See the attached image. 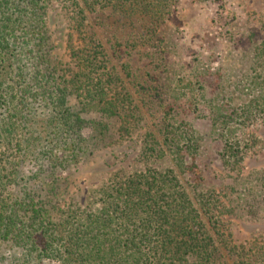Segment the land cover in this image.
I'll use <instances>...</instances> for the list:
<instances>
[{"label":"trees","instance_id":"1","mask_svg":"<svg viewBox=\"0 0 264 264\" xmlns=\"http://www.w3.org/2000/svg\"><path fill=\"white\" fill-rule=\"evenodd\" d=\"M52 1L0 0V264H264V247L218 228L219 215L235 209L264 218V169L240 186L236 206L205 187L195 113L210 112V129H222L225 161H241L224 133L229 120L209 96L204 104L174 93L160 135L146 133L135 162L116 170L86 205L61 209L63 173L103 145L122 144L139 113L127 85L134 74L116 73L101 50L100 14L160 22L166 0H62L85 40L68 69L49 49ZM255 53L264 59V47ZM250 84L257 98L246 118L264 111V74L250 75ZM25 168L15 182L10 175Z\"/></svg>","mask_w":264,"mask_h":264},{"label":"rangeland","instance_id":"2","mask_svg":"<svg viewBox=\"0 0 264 264\" xmlns=\"http://www.w3.org/2000/svg\"><path fill=\"white\" fill-rule=\"evenodd\" d=\"M164 10L166 19L154 23L146 16L100 14L94 29L101 50L116 73L134 74L127 85L139 113L122 144L119 140L103 145L83 166L63 173L66 181L59 194L63 211L86 205L116 170L135 162L146 133L160 135L158 128L174 93L190 92L204 104V96L214 98L216 113L224 112L229 120L231 129L224 133L241 153L237 163L225 161L222 129H210V112L194 115L205 149L198 156L205 187L214 189L219 201L236 206L240 186L264 169V111L255 109L250 118L243 115L246 105L257 98L250 75L264 74V59L255 53L256 46L264 47V0H166ZM47 31L55 61L63 69L72 67L74 51L85 40L68 2H50ZM21 170L10 175L15 182L21 183L28 173L27 168ZM219 219V230L234 232L256 250L264 247V218L235 209Z\"/></svg>","mask_w":264,"mask_h":264}]
</instances>
